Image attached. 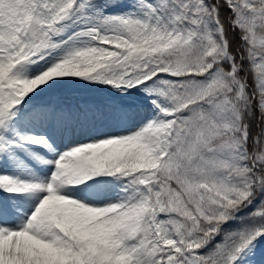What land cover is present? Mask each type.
Here are the masks:
<instances>
[{
    "label": "snow or ice",
    "instance_id": "6c2138e0",
    "mask_svg": "<svg viewBox=\"0 0 264 264\" xmlns=\"http://www.w3.org/2000/svg\"><path fill=\"white\" fill-rule=\"evenodd\" d=\"M0 264H264V0H0Z\"/></svg>",
    "mask_w": 264,
    "mask_h": 264
}]
</instances>
